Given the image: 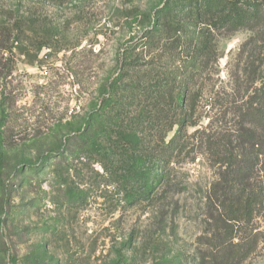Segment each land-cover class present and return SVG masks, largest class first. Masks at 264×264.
I'll list each match as a JSON object with an SVG mask.
<instances>
[{"label": "rangeland", "instance_id": "rangeland-1", "mask_svg": "<svg viewBox=\"0 0 264 264\" xmlns=\"http://www.w3.org/2000/svg\"><path fill=\"white\" fill-rule=\"evenodd\" d=\"M241 1L0 0V264H264L263 168V204L227 220L203 135L234 131L247 71L249 96L264 84V9ZM173 98L194 126L159 177Z\"/></svg>", "mask_w": 264, "mask_h": 264}, {"label": "trees", "instance_id": "trees-1", "mask_svg": "<svg viewBox=\"0 0 264 264\" xmlns=\"http://www.w3.org/2000/svg\"><path fill=\"white\" fill-rule=\"evenodd\" d=\"M240 3L253 8L255 13L263 12L260 9H264V0H246L244 2L241 1ZM236 4H238V1ZM252 28L254 29H251V31L255 32V35L258 36L259 39L263 37V39L258 42H261V44L264 43V16L259 20H256L254 22V27ZM193 71L194 74H196L198 69ZM190 74L193 75V73ZM246 74L249 76L244 84L245 87L241 90L243 92L240 90L238 92L242 103L239 104L237 101L238 97H236V101L233 99L230 107L231 110L233 109L235 117L234 131L228 135L224 134L225 137L221 140L217 138L215 130L211 129V131L205 130L203 132L205 138L204 145L207 152L213 157V160L219 166L225 167V173L221 176V180L214 184L212 193L215 201L218 202V208L222 212L224 211L225 214L227 212L231 214L227 219L229 221H242L241 217H244V221H246L248 215L251 214L250 208L263 204V201H260L259 199L262 193L256 192L258 195H253L255 194L256 187L253 191L252 185L249 183V174L251 170L257 166H261L264 171V84L261 89L256 90L253 96H249L251 84L256 78L251 80V72L249 71H247ZM191 80H193V78H191ZM190 90V83H186L180 89L182 92L178 93V96L184 94L185 91L189 93ZM174 93L175 91L172 95H174ZM190 102L191 105L185 110L182 119H180L178 115L177 108L182 111L183 107L182 105L179 106L176 104L175 98H173L172 105H170V115L166 113L167 118L170 116V120H173V124L178 126V130L167 144L166 148L161 149V157L157 156V173L159 174V177L161 176L159 172L163 170L166 171L167 166L162 165L169 164V159H172L174 153L182 150L184 141L187 137L185 134L186 127L188 125L194 126L193 117L196 112V101H188L189 104ZM177 117L180 119L179 121H176ZM162 118L164 119V117H161V119ZM88 130L90 131V128ZM123 132L124 131H120L118 134V143L120 144L123 142ZM83 137L84 141L88 142L93 147L99 144L98 141H93L88 136V138H85L84 135ZM130 150L133 154L129 153V155H127L125 153L126 150L124 149V153L121 157L123 158L124 163L127 164V167H130V170H132L130 176L135 178L132 179V185H134L135 182H137L136 179H138V177L144 176L142 168L145 162V156L137 155L139 151H137V148L134 145ZM141 183L145 184V180H142ZM248 190H251L253 193L248 192ZM223 251L224 247H218V253L216 252L212 256L213 264H220L223 262Z\"/></svg>", "mask_w": 264, "mask_h": 264}]
</instances>
